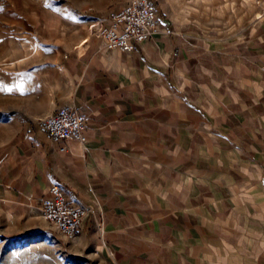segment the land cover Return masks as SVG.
Listing matches in <instances>:
<instances>
[{
  "label": "crops",
  "instance_id": "crops-1",
  "mask_svg": "<svg viewBox=\"0 0 264 264\" xmlns=\"http://www.w3.org/2000/svg\"><path fill=\"white\" fill-rule=\"evenodd\" d=\"M247 3L230 32L163 13L131 52L91 33L63 54L62 80L49 66L41 89L19 88L3 118L0 236L55 228L38 208L57 184L88 209L60 235L76 263L264 264V0ZM63 104L90 116L84 143L37 130Z\"/></svg>",
  "mask_w": 264,
  "mask_h": 264
},
{
  "label": "rangeland",
  "instance_id": "rangeland-1",
  "mask_svg": "<svg viewBox=\"0 0 264 264\" xmlns=\"http://www.w3.org/2000/svg\"><path fill=\"white\" fill-rule=\"evenodd\" d=\"M125 0H0V144L12 129L3 121L14 112L16 91L38 87L63 54L91 34L93 22ZM163 13H186L228 32L245 24L248 0H151ZM34 83V84H33ZM31 85V86H30ZM64 252L55 228L41 233L0 236V264H80Z\"/></svg>",
  "mask_w": 264,
  "mask_h": 264
},
{
  "label": "built area",
  "instance_id": "built-area-1",
  "mask_svg": "<svg viewBox=\"0 0 264 264\" xmlns=\"http://www.w3.org/2000/svg\"><path fill=\"white\" fill-rule=\"evenodd\" d=\"M159 20L153 1L127 0L120 7L108 11L105 20L93 22L91 33L101 39L106 50L131 52L138 43L160 31ZM89 120L90 116L80 113L73 105L63 104L39 117L37 130L51 142L73 139L84 143V129ZM47 195L38 208L42 219L54 226L65 240L74 238L88 209L64 195L57 184L50 185Z\"/></svg>",
  "mask_w": 264,
  "mask_h": 264
}]
</instances>
